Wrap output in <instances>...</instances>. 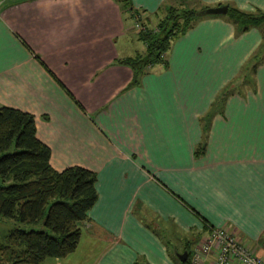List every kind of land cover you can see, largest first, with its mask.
<instances>
[{
  "label": "crops",
  "instance_id": "1",
  "mask_svg": "<svg viewBox=\"0 0 264 264\" xmlns=\"http://www.w3.org/2000/svg\"><path fill=\"white\" fill-rule=\"evenodd\" d=\"M198 1L264 11V0ZM130 2L153 26L175 0ZM133 24L120 0H0V105L35 116L54 169L96 173L78 264H175L166 241L177 255V237L196 246L220 227L264 258V58L242 81L259 30L203 17L132 84L121 60L146 49Z\"/></svg>",
  "mask_w": 264,
  "mask_h": 264
},
{
  "label": "trees",
  "instance_id": "2",
  "mask_svg": "<svg viewBox=\"0 0 264 264\" xmlns=\"http://www.w3.org/2000/svg\"><path fill=\"white\" fill-rule=\"evenodd\" d=\"M120 2L128 16L144 27L137 31L146 45L144 53L121 60L134 70L132 84L151 66L166 63L165 54L172 41L195 21L222 16L204 13L209 6L198 0H175L173 4L163 5L162 16L151 26L144 11L134 9L130 0ZM226 16L237 26V32L255 26L261 34L262 40L248 60L252 63L247 62L242 75L243 83H247L250 69H256L264 58V11L245 12L228 5ZM235 84L236 81L228 84L212 106L226 100ZM214 110L212 107L202 121L204 136L195 148L197 156L205 150V135ZM49 160L50 148L36 135L35 116L0 105V216L43 226L11 229L7 241L0 242V264H42L46 258L66 257L78 246L81 223L88 220V211L98 198L96 173L80 165L56 170ZM177 239L184 243L183 250L177 253L186 252L184 261L171 251V243L165 242L174 263L191 264L193 241L184 237Z\"/></svg>",
  "mask_w": 264,
  "mask_h": 264
},
{
  "label": "built area",
  "instance_id": "3",
  "mask_svg": "<svg viewBox=\"0 0 264 264\" xmlns=\"http://www.w3.org/2000/svg\"><path fill=\"white\" fill-rule=\"evenodd\" d=\"M134 23L137 31L144 28L139 21ZM261 248L264 249V238ZM210 255H213V259L207 262ZM191 264H264V258L257 256L227 228L220 227L211 229L202 241L194 246Z\"/></svg>",
  "mask_w": 264,
  "mask_h": 264
},
{
  "label": "rangeland",
  "instance_id": "4",
  "mask_svg": "<svg viewBox=\"0 0 264 264\" xmlns=\"http://www.w3.org/2000/svg\"><path fill=\"white\" fill-rule=\"evenodd\" d=\"M134 24H133V27L135 29ZM242 74H243V72H242ZM13 228H23V229H31V228H33V229H41V228H43V226L41 224H28V223H23V222H21L19 220L13 219V218H6V217L0 216V242L5 243L7 241V236L9 234V231L11 229H13ZM83 234H82V239L80 241V244L78 245V248H77L78 249L77 254L74 255V256H72L70 258L71 259V263H69V264H78L79 262L82 261V259H83L82 256H85V255L89 254V252H86V250H84V247L87 245L88 242L86 240V235L84 234L85 235L84 236ZM51 261H52L51 258H46L43 261V263L44 264H50ZM85 263H82V264H85Z\"/></svg>",
  "mask_w": 264,
  "mask_h": 264
},
{
  "label": "water",
  "instance_id": "5",
  "mask_svg": "<svg viewBox=\"0 0 264 264\" xmlns=\"http://www.w3.org/2000/svg\"><path fill=\"white\" fill-rule=\"evenodd\" d=\"M227 10H228V5L226 4H219V5H216V6H213V7H207L204 9V13L206 14H221V15H224L227 13ZM179 257V259L181 260H185L186 258V252H183L181 254H178L177 255Z\"/></svg>",
  "mask_w": 264,
  "mask_h": 264
}]
</instances>
